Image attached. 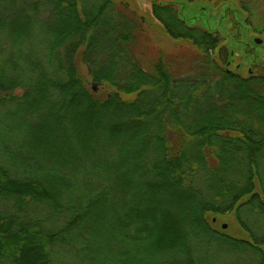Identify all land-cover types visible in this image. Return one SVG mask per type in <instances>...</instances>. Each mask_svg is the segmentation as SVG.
Instances as JSON below:
<instances>
[{"label":"trees","instance_id":"trees-1","mask_svg":"<svg viewBox=\"0 0 264 264\" xmlns=\"http://www.w3.org/2000/svg\"><path fill=\"white\" fill-rule=\"evenodd\" d=\"M134 1L0 0V264H264V25L149 0L150 60Z\"/></svg>","mask_w":264,"mask_h":264},{"label":"rangeland","instance_id":"rangeland-1","mask_svg":"<svg viewBox=\"0 0 264 264\" xmlns=\"http://www.w3.org/2000/svg\"><path fill=\"white\" fill-rule=\"evenodd\" d=\"M200 3L201 6L206 7L211 13H215L216 10L215 8H208L210 4H205L203 5L200 1H197ZM196 2V3H197ZM241 2L246 6L248 13L250 14V19H251V25H256V26H261L264 25V0H241ZM134 6L138 9L139 12L145 14L149 18V0H143V1H134ZM196 5V4H195ZM213 5V4H212ZM198 6V5H197ZM208 6V7H207ZM196 9V8H195ZM220 10V8H219ZM196 11V10H194ZM190 21V20H188ZM209 22H211L209 20ZM227 22V21H225ZM229 23L227 22L224 26L226 27L225 29H229ZM213 27V26H212ZM231 30V29H230ZM247 33V32H246ZM245 34H242V37L244 38L246 36ZM258 37V36H257ZM260 38V37H258ZM261 43L257 47L261 51H263L262 54H264V37H261ZM139 45L143 50H145L146 56L149 57L150 60H153L158 52L165 51L169 54H177L183 48L181 47L180 43H176L172 41L169 37L164 35L161 30L156 26V23L153 22L151 18H149V24L146 26V34H143V36L140 39ZM234 53L232 55L233 62L240 60L237 62L240 65V70L242 69V66L244 65L245 62H248V60L244 59V47L241 46L239 43H232ZM260 54L259 59L263 58V55ZM246 65V64H245ZM81 70L84 73H86L85 68L81 67ZM96 89V85H94ZM91 87V85H90ZM262 168L264 169V160L262 161ZM264 178V175H263ZM264 181V180H263ZM216 224L219 228L223 224L226 225V228L224 231L230 235L238 236V237H243L245 236L243 230L240 229L239 225L231 215H221L217 218ZM206 246V245H205ZM208 247V246H207ZM209 248V247H208ZM211 250V251H209ZM208 251L212 253L214 258L220 261V263L224 264L225 262H235V261H245L246 258L242 256L239 252L229 250L226 247H221L217 245V248H209ZM207 252V251H206Z\"/></svg>","mask_w":264,"mask_h":264},{"label":"water","instance_id":"water-1","mask_svg":"<svg viewBox=\"0 0 264 264\" xmlns=\"http://www.w3.org/2000/svg\"><path fill=\"white\" fill-rule=\"evenodd\" d=\"M202 7V6H201ZM254 41H255V43L256 44H260L261 43V39L260 38H258V37H256L255 39H254ZM93 88H95V86L93 85ZM222 228H226V225L225 224H223L222 225Z\"/></svg>","mask_w":264,"mask_h":264}]
</instances>
